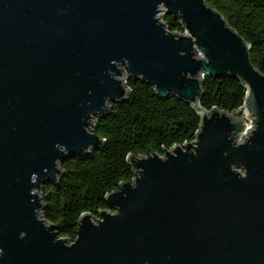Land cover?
<instances>
[{
  "label": "water",
  "instance_id": "water-1",
  "mask_svg": "<svg viewBox=\"0 0 264 264\" xmlns=\"http://www.w3.org/2000/svg\"><path fill=\"white\" fill-rule=\"evenodd\" d=\"M250 49L205 0H0V264H264V72ZM221 75L246 88L235 111L200 104ZM129 77L189 103L200 128L131 156L134 179L70 240L42 215V184L103 144L95 118L128 98Z\"/></svg>",
  "mask_w": 264,
  "mask_h": 264
},
{
  "label": "trees",
  "instance_id": "trees-1",
  "mask_svg": "<svg viewBox=\"0 0 264 264\" xmlns=\"http://www.w3.org/2000/svg\"><path fill=\"white\" fill-rule=\"evenodd\" d=\"M219 11L229 25L250 43L253 64L264 72V0H205ZM172 31L183 32L173 16L165 17ZM129 96L111 103L95 118L93 131L104 140L82 156L61 160L62 175L56 183L42 184V215L57 226L61 236L74 240L83 213L98 216L107 209L106 196L122 182L132 181L135 165L130 157L164 154L165 149L195 139L201 117L191 105L173 94L159 97L152 85L140 79H126ZM201 106L232 112L243 105L246 88L237 77H205Z\"/></svg>",
  "mask_w": 264,
  "mask_h": 264
},
{
  "label": "built area",
  "instance_id": "built-area-1",
  "mask_svg": "<svg viewBox=\"0 0 264 264\" xmlns=\"http://www.w3.org/2000/svg\"><path fill=\"white\" fill-rule=\"evenodd\" d=\"M249 117V118H248ZM243 129L240 131V133L237 135V142L242 143L248 139V137L251 134V131L253 130V119L249 114H246L243 119Z\"/></svg>",
  "mask_w": 264,
  "mask_h": 264
},
{
  "label": "bare ground",
  "instance_id": "bare-ground-1",
  "mask_svg": "<svg viewBox=\"0 0 264 264\" xmlns=\"http://www.w3.org/2000/svg\"><path fill=\"white\" fill-rule=\"evenodd\" d=\"M102 115H103V114H102ZM100 116H101V115H100ZM248 138H249V137H248ZM236 142H237V139H236ZM237 143H238V142H237ZM184 144H185V143H184ZM184 144H183V145H184ZM183 145H180V146H183ZM172 148H173V147H172ZM172 148H171V149H172ZM159 155H160V154H159ZM163 155H164V154H163ZM133 179H134V178H133Z\"/></svg>",
  "mask_w": 264,
  "mask_h": 264
},
{
  "label": "rangeland",
  "instance_id": "rangeland-1",
  "mask_svg": "<svg viewBox=\"0 0 264 264\" xmlns=\"http://www.w3.org/2000/svg\"><path fill=\"white\" fill-rule=\"evenodd\" d=\"M249 118V117H248Z\"/></svg>",
  "mask_w": 264,
  "mask_h": 264
}]
</instances>
